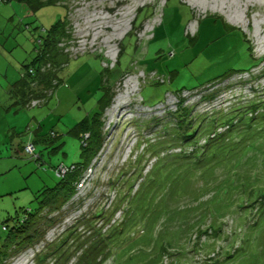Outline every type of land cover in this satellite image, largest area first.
<instances>
[{
  "label": "rangeland",
  "instance_id": "1",
  "mask_svg": "<svg viewBox=\"0 0 264 264\" xmlns=\"http://www.w3.org/2000/svg\"><path fill=\"white\" fill-rule=\"evenodd\" d=\"M58 1L68 8V27L79 40L80 52L84 51L91 55L99 51L113 64L122 54L124 43L125 56L123 55L121 64L117 65L118 77L112 89L113 101L106 111L108 117L105 116L104 131L107 137L104 148L97 157L96 167L81 189L82 198L86 197L84 196L86 191H91L93 197L89 195L87 199H83L78 207L61 216L57 224L48 229L41 242L18 251L17 256L6 260L5 264H39L38 258L41 256L47 257L46 264H58L56 258L48 253L53 245L59 244L65 238L68 226L77 225L79 217H91L85 214L86 212L93 213L106 208L110 202L108 196L110 199L113 197L108 193V187L114 180L117 181L119 175L124 174L123 181L130 179L138 171L136 168L134 172L136 164H139L143 175L149 172L154 162H149L153 155L149 151L146 152V149L151 145L150 147L155 150L157 146L154 145L170 136L164 137L166 128L174 126L164 119L163 109L152 116L140 111L142 101L139 90L143 85L144 76L142 69L147 72L155 69L169 80L163 85L149 83L143 86L142 97L147 104L154 105L162 100L167 90L193 88L232 69L247 68L249 54L245 51L249 43L252 58L262 60L259 66L262 74L251 83L240 84V87L233 86L218 94L223 99L220 108L189 101L188 105L193 106V109L190 110L188 118L193 121L202 116L217 119L229 115L238 119V115L231 116L233 110L230 108L235 103L251 101L256 94L253 93L254 90H257V98L264 101V0ZM167 1L169 4L165 7ZM163 10L165 18L161 26L159 24L162 21ZM66 13V8L58 5H45L32 11L25 2L17 0L0 4V48L5 46L4 55H8L15 65L18 60L24 63L29 58L32 48L29 34L23 30L25 24L34 22L48 30L58 19L64 18ZM155 27H158L156 38L150 43H143L152 37L151 32ZM185 30L189 36L185 34ZM196 31L198 35L195 34ZM136 42L143 43V48L137 47ZM136 58L139 59L137 71L121 78L124 72L132 70L131 62ZM87 59L81 58L67 68L65 75L72 74L73 78L70 86L59 89L58 98L51 104L52 109L41 107L32 110L33 112L20 110L21 114L18 115L17 121H22L23 115V124L15 134L21 143L28 139L25 131L35 130L38 122L41 124L38 133L41 139L47 137L53 129L61 133L64 130L62 127L68 128L83 112L80 98L86 94L91 96L89 101H92L95 94H99L98 85L93 86L96 81L95 75L98 74L97 69L94 67V61ZM128 80L132 81L133 85L134 92L131 95L128 94V90L132 88L130 84L125 87ZM88 90L89 94L86 93ZM93 105L94 102H91L85 105V109H90ZM35 113H38L37 120L34 119ZM59 119H62V123L58 122ZM14 121L12 118V123ZM225 122L226 120L223 121ZM2 127H5L4 124L0 125V128ZM224 127L219 129V133L225 132ZM235 127L237 128L231 132L232 135L218 145H227L241 138L236 145L238 148L232 151L225 149L224 152H228L226 160L218 163L214 160L201 166L196 172L191 168L192 165H178L181 156H171L157 163L151 178L147 181V188L155 183L161 186V190L165 184L168 188L162 197H158L159 191L150 190L149 193L153 196L142 211L137 210L133 204L128 206L127 214L130 221L122 227V234L111 232V235L104 239L106 248L114 253L113 258L106 264H221L219 259L222 253L226 252L225 247L234 241L231 240V236L235 232L241 233L236 227V220L245 218L248 213H251V218L247 220L246 229L250 230V233H241L243 237L246 236L247 245L239 250L234 261L237 263L234 264H264V131L260 130L263 132V138L251 143L254 132L241 123ZM210 129L204 127L196 140L199 141L201 137L207 135ZM260 131L255 133L256 138ZM190 134H193V131ZM3 136L4 133L0 130L1 140ZM67 139L66 146L51 152V148L45 149L46 145L41 141L37 142V154L42 151L43 155L39 161L16 152V148H11L10 142L6 146H2L0 142V238H6L2 226L12 224V221L7 222L10 217H16L17 212L21 213L23 209L34 208L36 203L32 201L38 191L55 185L56 165L64 163L69 166L83 159L80 156L79 139L72 135H67ZM199 142V146L205 143L203 140ZM240 149L247 152L245 160L235 156L240 153ZM213 176L216 178L215 182L221 185L212 183ZM195 177H201L197 180V187L207 191L201 194L198 191L194 192V196L202 198L198 203L194 199L187 203L189 189L193 186ZM132 182L126 181L123 185L130 187ZM138 184L134 185V188L137 189ZM223 184L229 186H226V191L222 195L226 199L223 206L236 202L234 208L238 210L237 215L233 214L232 217L226 215L217 220L213 214L209 216L206 209L190 210L200 206V203L203 205L210 199L213 190ZM197 187L195 189H198ZM165 194L168 195L164 200ZM218 194L221 192L218 191ZM204 195L208 196L203 197ZM240 203L250 205L248 206L250 208L242 211L239 209ZM164 204L168 205L164 208ZM174 206L180 210L187 206L176 222H173L172 214L168 211ZM220 214L218 212L215 215ZM147 215L149 216L145 217ZM202 217H206L205 221L201 220ZM215 223V227L219 224L216 228L221 234L219 242L215 241L216 237L212 235L217 234L212 228ZM197 224L199 226H196ZM78 231L83 235L82 239L92 237L87 227L85 229L84 226H79ZM72 239L70 238L61 249L73 255L69 264H73L83 250L82 248L76 250L83 240L80 239L77 244V240ZM89 243L83 248L87 249ZM233 243V249L237 250L236 246H239V243ZM164 246L166 250L162 251ZM178 252L182 255H178Z\"/></svg>",
  "mask_w": 264,
  "mask_h": 264
},
{
  "label": "trees",
  "instance_id": "2",
  "mask_svg": "<svg viewBox=\"0 0 264 264\" xmlns=\"http://www.w3.org/2000/svg\"><path fill=\"white\" fill-rule=\"evenodd\" d=\"M9 1L11 0H0V4ZM17 1L25 2L32 11H35L45 5H58L65 7L67 13L64 18L58 19V21L55 22L48 30L43 29V27H39V25L34 24V22L25 24V28L23 30L28 32L32 48L29 58L25 60L24 63H20L19 79L14 82L13 89L11 91L13 94L15 93V98L13 99H15L16 105L20 106L22 109L35 110L37 108L45 107L55 98L57 99L59 89L68 85L70 86V82L73 78V76H71L72 74L70 76L65 75L67 68L71 67L72 63L80 60L81 58H88L87 60L91 62L96 59L100 64L101 70L99 71L100 85L97 88L99 94H95L96 99L93 100V107L90 109L84 108V112H81L79 118L75 119L73 124L69 126L70 128L68 127L65 131L68 132H63L65 135L53 129L47 137H44L43 139L39 137L37 139V132L41 129V124L39 122L38 127L35 130L25 131V133L27 132L26 134H28V139L21 145V150L24 156L31 157L32 159H35V161H39L43 155L42 151H39V154H37V142L42 141V143L46 145L45 149L51 148L50 152L57 151L66 146L68 142L67 135H72L81 142L80 156L83 157V159L69 166L64 163L56 165L54 167L57 178L55 185L52 187H44L39 190L34 198V201H32L36 203L34 208L23 209L21 213L17 212L16 217H10L7 220V222L12 221L11 225L8 223L2 226L3 231L6 232V238H0V263L2 264H5V261L8 259L16 257L19 253L18 251L24 249L25 247L35 246L41 242L46 236L48 229L55 226L61 216L72 212L73 209L78 207L80 202L83 199H87L89 195L90 197H93L91 191H86V195H84L86 197L82 198L81 189L85 185L84 180L88 178L87 175H91L89 171L91 170L92 172L93 168L96 167L97 157L104 148L107 137L104 131L106 122L105 116L108 117V112L106 113V111H108L112 105V89L115 84L114 81L118 77L117 65L119 66L121 64L124 55V43L122 45V54L113 64L112 61L108 60L102 53H99V51H96L95 54L91 55H87L88 53L84 51L72 54L70 49H77L79 46V40L73 36L70 28L68 27L67 6L62 5V3L58 0ZM168 4L169 3L167 1L165 7ZM164 18L165 15L163 10L162 21L159 25H163ZM157 28L158 27H155L151 32L152 37L143 43H150L156 38ZM185 34L189 36L186 30ZM195 34L198 35V32L196 31ZM72 41L73 43H71ZM244 41L247 43L246 39ZM143 43L139 44L136 42V45L142 49ZM247 44L248 48L247 51H245L249 54L247 68L236 70L232 69L217 78L199 84L193 88H181L174 91L167 90L162 100L154 105L147 104L145 99L142 97L141 92L143 86H146L149 83L163 85L167 84L169 80H167L164 75H161L155 69L149 70L148 72L142 69L144 76L142 77L143 85L139 90L142 101V104H140V111L142 110L143 112L144 108L154 109L150 114L143 112L145 115L152 116L153 113L160 112L163 109L162 111L164 114L162 115L164 119H166V122L174 127L166 128V132L168 133L165 132L164 137L166 136L167 138L168 135L170 136L168 139H165V141L154 145L157 146L155 150H153V147H150L151 145H149L146 149V152L149 151L153 155L149 162H154L149 172L143 175L142 169L138 167L139 164H136L134 172H136V168H138L137 173L131 176L130 179L126 180L127 182L133 181L130 187L123 185V182H126L123 181L124 174L119 175L117 177V181L114 180L108 187V193L112 194L113 197L110 199L108 196L110 202L107 203V207L101 210L98 209L93 213L86 212L85 214H88L91 217H79L77 225L68 226V232L66 233L65 238L59 244L53 245L48 253L56 258V262H58V264H69L72 260L71 257L73 255L71 256L67 254L68 251H61L63 245H65L70 238H73L74 241L77 240V244H79L80 239L83 240L76 248V250H80L81 248L83 250L73 264H106L108 260L113 258L114 253L106 248L104 239L111 235V232L113 234H122V227L128 223L127 221H130V216L127 214L128 206L133 204L137 210L142 211L146 208L147 203L151 201L150 197L153 196L149 193L150 190L159 191L160 194L158 197H162L164 194L163 192L166 188H168L165 184L164 188L161 190V186H158L157 183L153 185L151 184V187L147 188V181L151 178V174H153L157 163L161 159H166L171 156H181V159L179 160L180 164L178 165H192L193 167L191 168H193L196 172V170H198L201 166L214 160H216L217 163L222 160H226L225 157L228 152H224L225 149L228 148L229 151H232L235 148H238L236 145H238L237 142L241 138H237L238 140H235L234 142L231 141V143H229L230 147L229 144H223L221 146L218 145L219 142L228 139V136L232 135L231 132L237 128L235 126L240 123L247 126L252 132H254V135L251 134V136L253 135L251 137V143L259 138H263V132L260 130L264 131V101L257 98V90H254L253 92V88L251 86V91L254 94L256 93L253 99L247 103H235L230 108V110H233L231 116L232 114L235 116L238 115V119L240 121L236 119L237 117L231 118L229 115L222 116L217 119L202 116L194 119L193 121H190L188 118L190 116V110L193 109V106L188 105L189 103L186 102L187 100L194 101V103L199 102L211 105L221 102L220 104L222 105L223 99L218 96V94L224 93V91L232 88L233 86L240 87V84L251 83L253 79L258 78L262 74V69H259L260 62L262 60H255L252 58V48L249 43ZM84 67L85 66H83V69ZM138 67L139 59H133L131 62L132 70L124 72L121 75V78L123 75H129L130 73L136 72ZM73 75L75 76L76 73H73ZM172 100L179 101L175 105H171ZM224 120H226L225 123H223ZM197 124L198 127L196 128ZM224 126L226 127L224 130L225 132L219 133V129ZM204 127H210L211 131L199 139V141L203 140L205 142L202 146H199L200 142L197 141L198 139L196 140V138L199 134H201L202 130H204ZM191 131H193V134H190ZM258 131H260V133L257 135L258 138H256L255 133ZM31 132H33V134ZM28 147H32L33 151L27 152L26 149ZM253 148L255 152L256 146L254 145ZM241 150L242 149H240V153L235 156L245 160L247 152ZM250 152H253V150H250ZM171 166L173 165L171 164ZM160 170L161 169H159V171ZM158 174L159 173H157V175ZM199 178H194L193 186L189 189V197L186 200L187 203L193 199L198 203V201L202 198L201 196H194V192L198 191V193L201 194L202 192L207 191L206 189L197 187V180H199ZM202 179L204 180L203 176ZM215 180L216 178L213 176L211 178L212 183L215 185H221L215 182ZM152 181H154L153 178ZM137 183H139V187L136 189L134 188V185ZM145 183L146 185H144ZM226 186L229 187L228 185L223 184L221 187H218V189L213 190L214 192L211 194L212 196H209L210 199L204 202L203 205L200 203V206L191 208L190 210L197 211L202 208L204 211V209H206L209 211V216L213 214L214 218H217V220H221V218H224L226 215L231 217L237 215L238 210L234 208L236 202L226 204L225 207L223 206L226 203V199L222 195L226 191ZM195 187L198 189H195ZM192 190L194 191L192 192ZM218 191H220L221 194H218ZM167 195L168 194H165L164 200ZM207 196L208 195H204L203 197ZM167 205L168 204H164V208ZM248 206L250 205L241 204L239 205V209L244 211L250 208ZM185 207L187 208V206ZM211 207H213L214 211L211 210ZM254 207H252V209ZM186 208L180 210L177 206H174L168 210L172 214L173 222H176L177 219L181 218V212L186 210ZM218 212L221 214L219 216L215 215ZM250 214L251 213L246 214L243 219L236 220V227L240 229L243 234L250 233V230L246 229L247 220L251 218ZM148 216L149 215L145 217ZM202 218L201 220L205 221L206 217ZM215 225L216 223L213 224L212 228L217 234L212 235L216 237L215 241L219 242V239L221 241V234L216 231L219 224L216 227ZM79 226H84L85 229L87 227L90 233L89 235L92 237L89 239H82L83 235H80L78 231ZM196 226L199 225L197 224ZM115 229H118L119 231ZM206 233H208V231H206ZM241 233L239 234L235 232L231 236V240H234L233 242L236 243L238 242L239 246H236L237 250L233 249L234 243L232 242V244L230 243L228 247H225L226 252H223L219 259L221 264L237 263L234 262L236 260L237 253L245 245H247L246 236L243 237V234ZM178 236L180 235L178 234ZM143 241H145V239ZM87 243H89V247L84 249L83 247ZM165 247L166 246L162 247L161 250L163 251ZM177 254L182 255L180 252ZM46 258V256L39 257V264H46Z\"/></svg>",
  "mask_w": 264,
  "mask_h": 264
},
{
  "label": "crops",
  "instance_id": "3",
  "mask_svg": "<svg viewBox=\"0 0 264 264\" xmlns=\"http://www.w3.org/2000/svg\"><path fill=\"white\" fill-rule=\"evenodd\" d=\"M0 125L4 124L5 127L0 128V130L4 133V136L2 138V140L0 139L1 145L6 146V144L8 142H10L11 144V148H16V152H21V141L17 139L16 137V132L19 128H21L22 124H23V115L21 117L20 122L17 121V117L18 115H20V110L22 109L20 106L15 104V93L13 94L12 89H13V85L14 82L18 81L19 79V68H20V61L18 60L16 65L13 63L12 59L7 57L6 55H4V52H6L5 46H3V48H0ZM96 60V59H95ZM94 67H96L97 69V75H95V83L93 86H99L100 85V75H99V71L100 69V64L98 63V61H94ZM12 72V74H11ZM87 94L90 93V90L86 91ZM68 94V92H67ZM91 98V96H86V94L84 95L83 98H80V102L83 106V108H85V105H89L91 104V102H93L94 99H96V96L94 99H92V101H89V99ZM64 98H62L63 100ZM62 100H59V103H62ZM53 101H51L47 106H45L46 108H48L50 110L51 108V104ZM57 105V102H55ZM84 104V105H83ZM52 109V108H51ZM84 112V110H82ZM31 112H33L31 110ZM38 113L34 114V119L37 120ZM80 115V114H79ZM12 118L15 119V121L12 123ZM6 120V123H5ZM59 123H62V119H59L58 121ZM40 123V122H39ZM73 124V123H71ZM65 126V125H64ZM67 127V126H66ZM66 127H62V129H64L61 133L65 132L67 130ZM41 130V129H40ZM40 130L37 132V139L40 137L39 136V132ZM58 132V131H57ZM8 139V141H7ZM15 141L16 144L14 143ZM39 141V140H38ZM42 142V141H41Z\"/></svg>",
  "mask_w": 264,
  "mask_h": 264
},
{
  "label": "built area",
  "instance_id": "4",
  "mask_svg": "<svg viewBox=\"0 0 264 264\" xmlns=\"http://www.w3.org/2000/svg\"><path fill=\"white\" fill-rule=\"evenodd\" d=\"M71 43H73V41H72ZM79 50H80V45L78 46L77 49H73V48L70 49V51H71L72 54H73V53H74V54H77L78 52H80ZM82 52H83V51H82ZM183 97H184V95H183ZM178 101H179V100H172L171 105H175ZM190 101H191V100H190ZM186 102L188 103L189 100H187ZM191 102H192V101H191ZM220 103H221V102H220ZM220 103L217 102V104H214V105L216 106V108H220V107H221V104H220ZM34 104H35V103H34ZM153 110H154V109H151V108H144V109H143V112H145V113H147V114H150ZM225 129H226V127H225L223 130H225ZM26 151H27V152H32V151H33V148H32V147H28V148L26 149ZM89 172H90V174H91V170H90ZM87 177H89V175H87ZM87 179H88V178H87ZM87 179L84 180L85 183H86Z\"/></svg>",
  "mask_w": 264,
  "mask_h": 264
},
{
  "label": "bare ground",
  "instance_id": "5",
  "mask_svg": "<svg viewBox=\"0 0 264 264\" xmlns=\"http://www.w3.org/2000/svg\"><path fill=\"white\" fill-rule=\"evenodd\" d=\"M221 9H223V8H221ZM221 11H222V10H221ZM225 14H226V13H225ZM131 82H132V81H129V80H128V82H127L126 85H125V87H127V86H128L127 84L129 83L130 86L132 87L131 90H130V89L128 90V94H129V95H131V93L134 92V90H133V85L131 84ZM118 99H119V98H118ZM173 112H174V111H173Z\"/></svg>",
  "mask_w": 264,
  "mask_h": 264
}]
</instances>
